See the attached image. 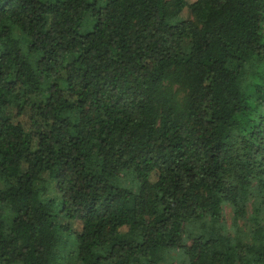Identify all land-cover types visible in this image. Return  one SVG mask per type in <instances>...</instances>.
I'll return each instance as SVG.
<instances>
[{"label":"trees","instance_id":"1","mask_svg":"<svg viewBox=\"0 0 264 264\" xmlns=\"http://www.w3.org/2000/svg\"><path fill=\"white\" fill-rule=\"evenodd\" d=\"M0 184V264H264V0H0Z\"/></svg>","mask_w":264,"mask_h":264},{"label":"rangeland","instance_id":"2","mask_svg":"<svg viewBox=\"0 0 264 264\" xmlns=\"http://www.w3.org/2000/svg\"><path fill=\"white\" fill-rule=\"evenodd\" d=\"M86 30H87V27L82 28L81 32L84 33ZM188 49H189V45L187 42H185L184 43V50H188ZM171 88H172V91L176 93L178 100H182L184 98V96H185L184 90L180 89L177 85H173ZM120 183H121L122 187H124L126 189H129L132 191H135V189H136V182H135L134 176L131 174L124 175V177H122L120 179ZM0 188H1V184H0ZM247 214L248 215L250 214L249 208H248ZM233 219H234V214H233L232 207H230L229 205H223L222 211H221L220 226L224 230V232L228 235H234V232H235V226H234V220ZM249 224H250L249 221L247 219H245L243 221H240L238 223V226L241 228V230L244 233H247L248 228H249ZM184 229L190 230L192 228H184ZM183 238H184V236H183ZM188 242H186V244ZM74 250H75V244L71 239L65 241V243H62L60 248H59V252L61 254L63 253L64 256L74 252ZM167 260L170 264H187L186 258L183 255V252H181L179 250L169 252L167 255ZM75 263L76 262L72 259L71 261H69V263L63 262L62 264H75Z\"/></svg>","mask_w":264,"mask_h":264}]
</instances>
